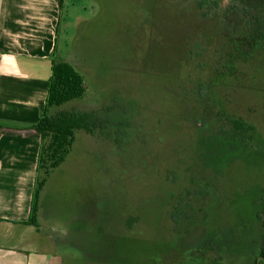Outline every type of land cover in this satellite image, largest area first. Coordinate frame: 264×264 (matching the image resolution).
Segmentation results:
<instances>
[{"label": "rangeland", "instance_id": "1", "mask_svg": "<svg viewBox=\"0 0 264 264\" xmlns=\"http://www.w3.org/2000/svg\"><path fill=\"white\" fill-rule=\"evenodd\" d=\"M73 1L58 50L86 93L57 108L101 126L76 130L40 193L56 248L68 264H255L264 0Z\"/></svg>", "mask_w": 264, "mask_h": 264}, {"label": "crops", "instance_id": "2", "mask_svg": "<svg viewBox=\"0 0 264 264\" xmlns=\"http://www.w3.org/2000/svg\"><path fill=\"white\" fill-rule=\"evenodd\" d=\"M84 9L73 0H0V264H68L72 258L56 248L39 211L31 218L42 146L33 125L45 111L54 59L74 66L58 42L71 12L78 18Z\"/></svg>", "mask_w": 264, "mask_h": 264}, {"label": "trees", "instance_id": "3", "mask_svg": "<svg viewBox=\"0 0 264 264\" xmlns=\"http://www.w3.org/2000/svg\"><path fill=\"white\" fill-rule=\"evenodd\" d=\"M86 93L83 75L69 62L54 59L52 75L50 77L49 95L45 111L39 121L33 125L41 135L42 146L38 159L37 187L32 205V219H35L39 210V198L49 174L66 159L75 142V132L83 129L95 134L100 125L101 116L98 111H83L58 109L64 103L83 97ZM111 111V109L109 108ZM238 127L244 123L238 122ZM101 126V125H100ZM264 192V188H263ZM264 213V193L261 207ZM176 221L179 215L174 213ZM260 260L255 264H264V232L263 242L260 246Z\"/></svg>", "mask_w": 264, "mask_h": 264}]
</instances>
